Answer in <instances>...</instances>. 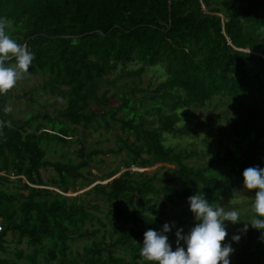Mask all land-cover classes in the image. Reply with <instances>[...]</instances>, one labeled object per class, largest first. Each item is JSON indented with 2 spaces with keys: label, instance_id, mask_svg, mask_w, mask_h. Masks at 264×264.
<instances>
[{
  "label": "trees",
  "instance_id": "trees-1",
  "mask_svg": "<svg viewBox=\"0 0 264 264\" xmlns=\"http://www.w3.org/2000/svg\"><path fill=\"white\" fill-rule=\"evenodd\" d=\"M0 19L34 54L26 78L44 77L29 95L41 92L64 101L51 115L33 111L30 120L14 121L4 115L9 93L0 95V264L23 259L25 264L71 259L74 264H149L139 254L147 230L162 232L168 224L165 235L175 251L178 230L169 221L190 232L196 225L191 196L202 194L216 206L240 184L245 169H264V0H0ZM154 70L161 80L154 88L151 81L142 87L143 74ZM221 101L228 104L218 114L230 118V146L206 144L212 140L209 130L202 144L222 151L212 150L202 167L188 165L198 156L197 147L179 150L166 138L191 134L184 114L211 104L215 110ZM180 121L186 127H178ZM114 127L115 147L90 146L94 133ZM73 142L80 148L61 152L62 163L46 160L50 145ZM106 154L124 155L125 171L66 196L72 171L87 188V171L103 172L92 160L102 164ZM158 162L174 169L160 179L130 171ZM49 167L59 174L45 183L40 171ZM118 172L101 177L109 180ZM88 196L108 202V225L100 219L99 201ZM161 196L183 200L189 210H163L157 202ZM10 233L31 248L17 251L16 262L5 257ZM79 237L90 243L73 256L70 247ZM224 244L233 249L230 264H264V231L250 224L238 242Z\"/></svg>",
  "mask_w": 264,
  "mask_h": 264
},
{
  "label": "rangeland",
  "instance_id": "rangeland-1",
  "mask_svg": "<svg viewBox=\"0 0 264 264\" xmlns=\"http://www.w3.org/2000/svg\"><path fill=\"white\" fill-rule=\"evenodd\" d=\"M159 74L157 71H152V72H146L143 74L142 78V87H146L148 82L151 81V88H154L157 85V82L160 81L161 79L158 76ZM155 76V77H154ZM44 80L43 76H29L26 79H23L17 83V86L11 90L8 94V97L5 96L6 98V103L5 107H8L10 111L7 113L4 111V115L8 117L11 120L14 121H20L25 120L27 121L28 119H31V115L33 116L34 113L36 112H42V111H48V114L51 115L53 114V111L60 110L64 107V101L59 99L56 95H49L41 92H33V96L29 95L35 87L41 86L42 82ZM125 80H122L121 82L117 83L116 86L121 85ZM27 94V95H25ZM34 99V100H33ZM217 102L216 98L212 100V103ZM224 103V104H223ZM217 109L213 110V105H207L205 108L200 109V108H194V111L191 113H186L185 118L183 121H185L184 125L188 126H183L182 121L178 123V127H186L188 130H190L192 133L191 134H186L184 136H179L175 138H169L167 137L166 140L169 141L167 144L172 145L174 148L179 149V150H187L190 151L194 147H197L198 150V156L186 161V163L191 166L195 167H202L206 165L207 161L206 159L208 157H213L215 154L216 150L217 152L222 151V148L225 149L226 147L230 146V143L232 141V137L228 135L227 131V122L230 118L223 119L220 117L218 114V110L221 111L223 109H226L228 107V104L225 102H219L217 104ZM34 111V113H33ZM194 120V121H193ZM201 121H206L208 122L207 125H201L199 124ZM212 131L211 136L213 137H208V140L211 138V142L206 143V144H216L218 143L220 146L219 149L216 147H213V145H208L205 146L203 145V139L207 135V131ZM118 134V129L116 127L112 128V130L109 133L103 132V130H99V132L94 133L93 137L90 138L89 143L90 146H96L97 148L106 150V149H111L115 147V134ZM116 134V135H117ZM75 139V138H74ZM220 143H219V142ZM208 147V148H206ZM78 149L80 148L79 143L73 142L71 146H62L58 147L56 144L50 145V148L48 149L49 154L47 155L46 160H51L52 163H62V158H60L61 152L66 153L67 150L71 149ZM88 150H92L90 148H87ZM81 157H84V154L81 155ZM105 158V162L100 164V159L96 158L92 160L93 167H99V169H102L103 172L97 173L94 171L95 169L92 168V170H88V180L86 183L90 185L89 187L79 186V183H81V180L74 179L75 176L77 175L76 172L72 171V178L73 181L71 185V188L69 192L66 194L68 197H74L77 196L84 191H87L88 188H91L94 184L96 183H102L105 184V181H103L102 175H106L107 173H110L111 171L118 169V173L115 175L118 177L122 172L125 171L123 165H122V160L124 159V155L120 154H106L103 156ZM80 158V157H79ZM63 159L68 162L70 161V156H65ZM76 159V158H75ZM77 161L74 160V163ZM262 166L264 167V159ZM167 169L173 170L174 166L172 164H164V163H155L154 165L147 167V168H140V167H131L130 171H135L138 173H147L150 175L152 179H160L161 177L165 176V172ZM71 171V170H70ZM86 173V171L84 172ZM40 174L43 178V181L47 183L50 179L56 178L57 175L59 174L57 169L54 167H49L46 170H41ZM166 177H172L171 172L167 171V176ZM13 179V177H10ZM243 181V182H242ZM241 184H239L238 187L235 189L231 190L226 196L222 198V201L220 204L221 207H224L225 210H232L236 209L240 212V219L241 222L237 224H226L225 227L227 226V239L233 240L234 236H239L243 237L244 234V227L245 223L250 220L252 213L250 212L251 210V205L253 203V199L256 195L255 191L248 192L244 189V178L243 176L241 177ZM153 183L155 185H158L161 183L160 180H154ZM169 186L174 187V188H182V185L179 182H169L167 183ZM51 190H54L55 188L47 187ZM73 191H77L74 193ZM25 195L27 192H23ZM87 200L94 201L98 200V203H95L98 205L101 209L102 214H100V219L103 223L107 224V221L104 218V213L108 210V202L105 199L102 198H95L94 196H88ZM158 206L161 207L163 210L166 211H171V210H176L177 212H180L182 208H186L188 210V206L183 202V200H176L174 202H170L168 199L164 197H160L158 199ZM185 217L183 221H185ZM192 220L196 222L195 216L192 217ZM170 225L174 227L175 230H180L181 226L178 225L174 221H169ZM117 223L112 222V225H116ZM108 225V224H107ZM249 225V224H248ZM183 226V225H182ZM95 227H99L98 225L95 224ZM110 228V227H109ZM89 229H92V227H89ZM246 234V232H245ZM187 233H185V236ZM8 249L9 253L5 256L11 261L16 262V256L15 253L19 250L24 251L25 253H30L31 248L26 244V241L23 240L21 243H18L17 241V235H12L11 233L8 234ZM86 241L83 237H79L76 239V241L71 245V251L73 253V256L78 255V253L82 252V244ZM181 244V242H180ZM182 246V245H181ZM1 257V255H0ZM39 261H41V258H39ZM25 264L26 260L23 259L22 261L19 262V264ZM68 264H74L73 260ZM83 264V263H82Z\"/></svg>",
  "mask_w": 264,
  "mask_h": 264
},
{
  "label": "clouds",
  "instance_id": "clouds-1",
  "mask_svg": "<svg viewBox=\"0 0 264 264\" xmlns=\"http://www.w3.org/2000/svg\"><path fill=\"white\" fill-rule=\"evenodd\" d=\"M7 27V20L0 19V95H7L29 75L34 59V54L26 45L19 44L7 33ZM4 111L7 113L10 109L5 107ZM243 178L244 189L256 193L251 205V218L245 223L243 231L247 232L248 224L264 231V169L249 167L244 170ZM189 203L196 225L190 232L187 231L189 233L186 236L183 235L186 228L180 225L181 229L176 232L175 251L165 235L171 230L168 224L164 225L162 232L147 230L139 253L143 261L149 264H230L229 257L233 249L231 245L224 244L228 235L225 222L240 223V212L236 209L226 211L220 205L213 206L202 194L191 196ZM239 239V236L233 237L237 242ZM181 241L186 247L180 245Z\"/></svg>",
  "mask_w": 264,
  "mask_h": 264
},
{
  "label": "water",
  "instance_id": "water-1",
  "mask_svg": "<svg viewBox=\"0 0 264 264\" xmlns=\"http://www.w3.org/2000/svg\"><path fill=\"white\" fill-rule=\"evenodd\" d=\"M245 51V50H244ZM114 178H116V176L112 177L111 179H109L108 181H106L105 183L110 182L111 180H113Z\"/></svg>",
  "mask_w": 264,
  "mask_h": 264
},
{
  "label": "built area",
  "instance_id": "built-area-1",
  "mask_svg": "<svg viewBox=\"0 0 264 264\" xmlns=\"http://www.w3.org/2000/svg\"><path fill=\"white\" fill-rule=\"evenodd\" d=\"M2 230H3V229H2V226H1V224H0V233L2 232Z\"/></svg>",
  "mask_w": 264,
  "mask_h": 264
}]
</instances>
